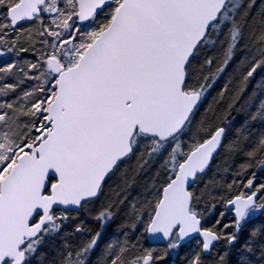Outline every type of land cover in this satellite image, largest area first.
Returning a JSON list of instances; mask_svg holds the SVG:
<instances>
[{
	"label": "snow or ice",
	"instance_id": "obj_1",
	"mask_svg": "<svg viewBox=\"0 0 264 264\" xmlns=\"http://www.w3.org/2000/svg\"><path fill=\"white\" fill-rule=\"evenodd\" d=\"M202 3L212 12L192 52L216 26L236 27L228 23L226 0ZM192 6L190 0H0V57H6L0 65V208L7 210L20 196L40 200L26 225L39 230L17 248L16 264H43L49 229L58 232L70 220L76 222L65 235L75 242H62L59 264H264L262 157L237 169L224 189L208 193L214 198L209 202L205 193L192 191L189 155L175 154L174 137L145 136L149 159L155 155L151 142L167 141L164 152L170 155L161 162L164 179L154 186L155 196L112 201L105 195L107 169L119 161L102 167L100 157L114 150L120 159L131 158L136 134L151 118L148 98L164 77L178 107L198 101L195 93L185 96L184 81L178 87L170 71L191 59L183 56L188 45L181 12ZM247 7H257L256 0ZM259 7L264 10V0ZM171 39L177 48L168 47ZM259 75L264 59L248 63L241 78ZM246 91L245 84L237 98ZM258 108L264 109V100ZM255 118L249 113L242 124ZM220 119L209 121L199 144L223 141L228 129ZM47 155L59 157L57 168L47 171L38 189H23L24 166H44ZM77 185L83 190L76 191ZM178 194L186 197L185 207L173 217ZM252 212L255 221L249 220ZM0 264H11V258Z\"/></svg>",
	"mask_w": 264,
	"mask_h": 264
},
{
	"label": "trees",
	"instance_id": "obj_2",
	"mask_svg": "<svg viewBox=\"0 0 264 264\" xmlns=\"http://www.w3.org/2000/svg\"><path fill=\"white\" fill-rule=\"evenodd\" d=\"M248 2L249 0L228 1L224 8L227 20L236 27L225 31L216 26V30L195 51L185 69L184 91L200 92L201 100L183 131L173 139L177 145L175 154L180 155L184 151L188 155L191 152L189 149L193 150L200 145V139L212 127L209 121L216 116L221 117L217 123H223L228 129L223 145L214 156L209 169L198 176L192 186V191L205 193L209 202L214 198L208 196V193L224 189L237 169L243 170L250 159L258 156L264 158V109L258 108L261 100H264V75L248 81L241 78L248 63L264 59V10L259 7L261 0H256L257 7L250 10ZM5 59L6 57H0V65ZM245 84L247 91L237 98L236 93ZM221 89L226 91L222 92ZM252 93L255 95L252 96ZM234 101V106L228 113V106ZM249 113L256 117L255 120L242 124ZM137 137L140 139L134 143L135 153L114 169L105 185V195L109 200L115 201L121 195H127L129 199L154 197V186H159L164 179L161 162L170 159V155L165 156L166 143L151 142L154 144L155 155L149 159L150 141L139 134ZM10 139L14 140L15 137ZM133 180L134 183L130 184ZM216 203H219V199H216ZM138 212L139 209L136 213L130 212L129 221ZM69 215L75 213L70 212ZM79 215L83 218L85 212L81 211ZM122 216L123 214L117 217L116 224H120ZM255 217V212L249 214L250 221H255ZM75 222L70 220L58 232L49 229L42 248L47 253L43 264H59L63 252L62 242H75L74 237L65 235L71 231ZM125 227L127 224L121 225L117 231Z\"/></svg>",
	"mask_w": 264,
	"mask_h": 264
},
{
	"label": "water",
	"instance_id": "obj_3",
	"mask_svg": "<svg viewBox=\"0 0 264 264\" xmlns=\"http://www.w3.org/2000/svg\"><path fill=\"white\" fill-rule=\"evenodd\" d=\"M228 1L229 0H226L224 8ZM190 2L194 6L185 8L181 12L183 20L182 35L184 41L188 45L186 48L181 46L184 59L187 60V56L191 54V59L187 60V65L192 60L195 53L192 52V46L200 36L203 35V21L212 12V9L203 6L202 0H190ZM168 47L170 49H175L178 47V42L175 39H171L168 42ZM186 67L183 62H181L179 65L174 64L170 70L171 73L174 74L178 87L181 81H184L185 83ZM183 92L185 96L188 97L195 93L198 96L197 103L191 106L182 105L178 107L169 93L168 76L166 75L161 87L148 98V108L151 113V118L149 121L144 122V130L137 134L147 137H174L175 139L183 131L201 100L200 92L190 93L184 91V88ZM129 131H131V129H129ZM223 142L224 139L221 142L220 139L217 138L210 144L198 145L188 154L189 162L185 165V169L191 170L193 175L186 179L192 186L194 185L196 178L203 175L209 169L214 156L221 149ZM159 143H167V141ZM110 159L118 160L120 164L126 158L120 159V153L118 151L107 150L104 155L100 157L101 166L103 167L104 163ZM58 164L59 157L47 155L44 160V166H37L34 164L24 166L25 178L22 188L25 190L38 189L43 185L44 175L47 171L49 169L55 170ZM116 167V163L114 162L111 168L107 170L112 173ZM15 171V169L12 170L13 173ZM93 175H96L95 170L93 171ZM82 190L83 188L80 185H77L76 191ZM185 201L186 197H184L183 194H178L177 202L171 213L173 217H178L180 215L181 210L185 207ZM39 204L40 200L38 197L27 200L23 196H20L7 210L0 208V260L9 257L11 258V263L16 264L20 259V253L17 251V248L24 241L28 240L35 231L39 230H28L26 227L28 221L31 219L32 213Z\"/></svg>",
	"mask_w": 264,
	"mask_h": 264
},
{
	"label": "flooded vegetation",
	"instance_id": "obj_4",
	"mask_svg": "<svg viewBox=\"0 0 264 264\" xmlns=\"http://www.w3.org/2000/svg\"><path fill=\"white\" fill-rule=\"evenodd\" d=\"M11 264H13V263H11Z\"/></svg>",
	"mask_w": 264,
	"mask_h": 264
}]
</instances>
